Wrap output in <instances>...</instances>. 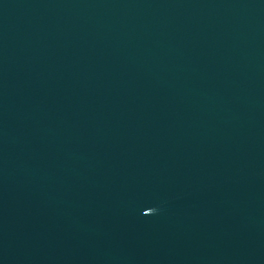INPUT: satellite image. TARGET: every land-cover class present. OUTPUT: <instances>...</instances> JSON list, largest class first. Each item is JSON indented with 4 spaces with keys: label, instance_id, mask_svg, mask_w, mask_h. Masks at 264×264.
<instances>
[{
    "label": "water",
    "instance_id": "1",
    "mask_svg": "<svg viewBox=\"0 0 264 264\" xmlns=\"http://www.w3.org/2000/svg\"><path fill=\"white\" fill-rule=\"evenodd\" d=\"M246 114L260 264H264V0H242Z\"/></svg>",
    "mask_w": 264,
    "mask_h": 264
}]
</instances>
